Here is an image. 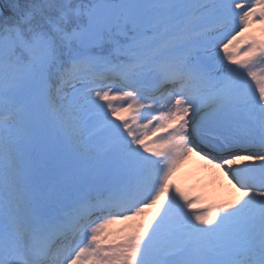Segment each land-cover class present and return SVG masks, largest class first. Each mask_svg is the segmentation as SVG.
Masks as SVG:
<instances>
[{"label": "snow or ice", "instance_id": "snow-or-ice-1", "mask_svg": "<svg viewBox=\"0 0 264 264\" xmlns=\"http://www.w3.org/2000/svg\"><path fill=\"white\" fill-rule=\"evenodd\" d=\"M0 264H264V0H0Z\"/></svg>", "mask_w": 264, "mask_h": 264}, {"label": "rangeland", "instance_id": "rangeland-1", "mask_svg": "<svg viewBox=\"0 0 264 264\" xmlns=\"http://www.w3.org/2000/svg\"><path fill=\"white\" fill-rule=\"evenodd\" d=\"M254 28H259L260 26L257 24L256 27L255 25L253 26ZM253 29L250 28L249 32H252ZM164 135V133H158L157 136ZM152 139H156V137H152ZM218 169V168H216ZM201 177H204L205 174H201ZM200 177H195L194 172L190 175H183L180 177V174H173L172 177V182L178 185L182 190L185 191L186 194L189 195L190 198H194L196 196H201L202 199L199 201L196 205L198 210H203V207L200 205L204 204L207 207L234 199L240 195L234 188L229 186L228 193H216L213 191H210L209 189H206L204 186L198 183H202V180H198ZM155 211V208L153 209H148L146 211V216H150L152 212ZM121 225L117 228V230L114 231V235H120L121 233L119 232L120 229L125 228L127 224L132 223L131 221H120Z\"/></svg>", "mask_w": 264, "mask_h": 264}, {"label": "bare ground", "instance_id": "bare-ground-1", "mask_svg": "<svg viewBox=\"0 0 264 264\" xmlns=\"http://www.w3.org/2000/svg\"><path fill=\"white\" fill-rule=\"evenodd\" d=\"M178 168L180 177L183 175H190L194 172V176L200 177L198 180H202V183L198 184H201L206 189L219 194L228 193L230 186L228 178L224 176L220 169H216L212 165H209L207 161L202 159L200 156L195 154L188 156V158L184 160ZM202 173L205 174L204 177H201ZM120 225V222L109 225L107 231L114 233Z\"/></svg>", "mask_w": 264, "mask_h": 264}, {"label": "trees", "instance_id": "trees-1", "mask_svg": "<svg viewBox=\"0 0 264 264\" xmlns=\"http://www.w3.org/2000/svg\"><path fill=\"white\" fill-rule=\"evenodd\" d=\"M258 35H259V33H258ZM126 116V115H125Z\"/></svg>", "mask_w": 264, "mask_h": 264}]
</instances>
